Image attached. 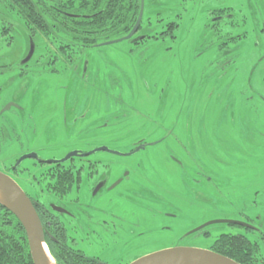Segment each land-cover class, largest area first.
I'll return each instance as SVG.
<instances>
[{
  "label": "rangeland",
  "instance_id": "rangeland-1",
  "mask_svg": "<svg viewBox=\"0 0 264 264\" xmlns=\"http://www.w3.org/2000/svg\"><path fill=\"white\" fill-rule=\"evenodd\" d=\"M145 5L139 34L160 37L175 22V37L89 47L78 74L22 79L16 64L30 43L16 19L8 50L13 70L0 74V169L29 150L62 158L108 146L124 154L99 151L89 158L100 162L96 168L110 176L109 183L126 172L130 180L93 196L85 179L80 193L71 194L80 200L68 205L78 214L73 224L79 248L110 264L168 247L209 248L221 234L243 231L216 223L188 234L210 220L248 214L264 230V0ZM12 102L22 107L4 110ZM72 112L88 115L75 125ZM145 143L150 144L132 153ZM19 181L35 194L31 184ZM101 198L106 202L99 213L126 208L116 233L106 231L99 213L90 210ZM170 212L177 216L168 217ZM259 246L264 249L263 242Z\"/></svg>",
  "mask_w": 264,
  "mask_h": 264
},
{
  "label": "trees",
  "instance_id": "trees-1",
  "mask_svg": "<svg viewBox=\"0 0 264 264\" xmlns=\"http://www.w3.org/2000/svg\"><path fill=\"white\" fill-rule=\"evenodd\" d=\"M140 9L141 0H0V74L13 70L8 50L16 39L13 27L16 19L23 24L29 43L33 39L36 44L32 59L26 64H16L19 77L24 79L29 75L78 74L83 51L127 36L138 20ZM144 16L132 38L138 37L134 42L158 40L167 36L165 34L175 37L173 30L178 26L175 22L168 23L160 37L139 34L145 23ZM46 242L58 264H63V257L68 259V264H94L78 249L54 244L48 236ZM209 248L242 264H258L260 256L259 248L245 238L226 234H221ZM0 264H34L23 225L2 203Z\"/></svg>",
  "mask_w": 264,
  "mask_h": 264
},
{
  "label": "flooded vegetation",
  "instance_id": "flooded-vegetation-1",
  "mask_svg": "<svg viewBox=\"0 0 264 264\" xmlns=\"http://www.w3.org/2000/svg\"><path fill=\"white\" fill-rule=\"evenodd\" d=\"M220 17H222V15H217L216 18H220ZM84 67H85V63L83 64V68ZM19 74H20V71L17 73V76H19ZM55 75L59 76L58 74H55ZM62 76H65V75L63 74ZM64 99L65 97L63 98V100ZM12 103H15V102H12ZM73 104L75 106L76 102H74ZM17 105H18L17 107L16 106H12V107H15L18 109L22 107V106L20 107L19 104ZM64 105L66 108H68L67 103H65ZM72 113H73V120H74L73 123H75V125L78 123V121L81 118H85L88 115L87 113L84 115L83 113H79V112H72ZM149 144L150 143H145L146 147ZM41 150L43 149H39L36 151L29 150V151L21 152L20 154H18V157H16L17 159L16 161H14L13 164H7L8 162H5L4 164H6L7 166L5 165L3 169H0V170L9 174L11 177H13L21 186L22 184L20 183L19 180H22L24 183L25 182L29 183L35 188V194L30 193L24 188L23 189L27 192V194L33 200L35 207L39 215L41 216V220L45 226L46 236H48L54 242V244L55 243H57V245L66 244L70 247H73L74 249L78 248V250L83 252L85 257L91 260V262L94 264H110V262L102 260L100 256L88 255L84 251L85 249L79 248L78 240L76 237H74V234L77 233L79 230H78V226L73 224L74 223L73 221L78 219V214L74 212L72 209H70L68 205L73 204L77 202L78 200H80V196L71 197V194L73 192L76 194L80 193L81 187L82 185H84L83 181H85V179H86V184H87L85 185L88 186V189L91 192H93V196L94 195L97 196V194L103 189L107 190V192L109 191L108 193L112 192V190L114 188L116 189L117 186L122 184L125 179L130 180L132 177L130 176L129 173L128 175H126L125 173L123 177H120L119 179H116L115 181H111L109 183L110 176L107 173L101 174L99 172L96 166L97 164L99 165L100 162H96L95 160L90 159L89 157H91V155L86 156V157H74L70 160L59 163V162H51V160L61 159V158L44 157L42 156L40 152ZM77 151L85 152L83 150H77ZM28 153H36L37 157L28 158V159H31V162L27 167L26 165L24 166V162L26 161V159L23 160L18 166L15 167L20 157ZM233 191H234V188H233ZM168 193L171 194L172 192H168ZM45 195L48 196L49 198L51 197L50 201H48L45 198H41V197H44ZM105 200L106 199H103V198H101L100 200L98 199V206L96 205L95 208H92V209L90 208L92 213L94 214L99 213L97 209L99 206L100 208L102 207L103 203L106 202ZM52 205H56L61 208H64L66 211L59 212L53 209ZM164 206L166 207V205ZM123 209H126L125 207H123V205H120L117 208L113 207L110 210H107V208H105L104 210L101 209L102 212L97 214L99 217L98 222L104 226L106 231H109V232L111 231V234L116 233L119 229H121L120 227L123 221L121 219L120 214L123 212ZM161 211L164 213V215H166L167 211H165L164 208ZM64 216L69 217L70 218L69 221L63 220L62 217ZM167 216L176 217L177 215H173L170 212L167 214ZM230 219L238 220L241 222H246L250 224L251 226L246 227L242 224H231L234 227L242 228L243 231L238 230L237 232H230V233H224V234L229 235L231 237H235V238L243 237L247 241H249L252 245H255L258 247H260L259 244L261 242L264 243V230L259 224H256L253 218H251L248 214H243V215L239 214L238 217L230 218ZM120 221L121 223L118 224V222ZM88 230L89 228L86 231L87 236L92 232V230L91 231H88ZM197 232L198 231L194 233H197ZM249 234H252V236H249ZM262 252L264 253V249L260 248V256L258 258L259 264L264 263V256Z\"/></svg>",
  "mask_w": 264,
  "mask_h": 264
},
{
  "label": "water",
  "instance_id": "water-1",
  "mask_svg": "<svg viewBox=\"0 0 264 264\" xmlns=\"http://www.w3.org/2000/svg\"><path fill=\"white\" fill-rule=\"evenodd\" d=\"M145 0H141V9L138 20L131 30V32L124 38L108 41L103 45L113 44L121 42L124 39H131L135 36L142 22L144 15ZM36 50V44L33 39L30 40V49L26 57L21 61V64L28 63ZM87 62L85 63L84 71L87 69ZM12 106H18L15 103H10L4 110L10 109ZM146 145H142L132 153L138 152L144 149ZM99 151H108L117 155H124L121 152L115 151L108 146H99L88 152H79L77 150L69 152L65 157L61 159H53L51 162H65L74 157H86ZM130 154V153H129ZM128 155V154H127ZM36 153H28L20 157L15 167L18 166L23 160L28 158H36ZM129 172H126L128 175ZM0 191L3 193L5 200H0L4 206L11 210L14 215L19 219L23 225L29 246L32 254L34 264H51L50 259L57 264L54 257L51 255L48 244L46 242V229L41 220V217L35 207V204L23 187L9 174L0 170ZM52 208L63 212L66 211L56 205H52ZM216 223H228V224H242L246 227L251 226L246 222H241L233 219H215L210 220L195 229H192L188 234H192L199 231L211 224ZM128 264H242L241 262L219 253L210 248L194 247V246H176L164 248L144 256H141Z\"/></svg>",
  "mask_w": 264,
  "mask_h": 264
},
{
  "label": "bare ground",
  "instance_id": "bare-ground-1",
  "mask_svg": "<svg viewBox=\"0 0 264 264\" xmlns=\"http://www.w3.org/2000/svg\"><path fill=\"white\" fill-rule=\"evenodd\" d=\"M0 200H5V197L3 196V193L0 191ZM51 264H54V262L50 259L49 260Z\"/></svg>",
  "mask_w": 264,
  "mask_h": 264
},
{
  "label": "snow or ice",
  "instance_id": "snow-or-ice-1",
  "mask_svg": "<svg viewBox=\"0 0 264 264\" xmlns=\"http://www.w3.org/2000/svg\"><path fill=\"white\" fill-rule=\"evenodd\" d=\"M262 63H264V61H262ZM254 74V73H253Z\"/></svg>",
  "mask_w": 264,
  "mask_h": 264
}]
</instances>
